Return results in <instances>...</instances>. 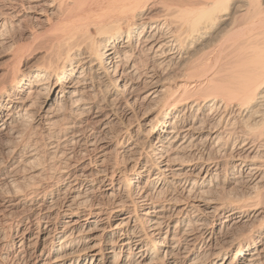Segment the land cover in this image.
<instances>
[{
	"label": "bare ground",
	"instance_id": "obj_1",
	"mask_svg": "<svg viewBox=\"0 0 264 264\" xmlns=\"http://www.w3.org/2000/svg\"><path fill=\"white\" fill-rule=\"evenodd\" d=\"M27 19L0 264H264V0H0V42Z\"/></svg>",
	"mask_w": 264,
	"mask_h": 264
},
{
	"label": "rangeland",
	"instance_id": "obj_2",
	"mask_svg": "<svg viewBox=\"0 0 264 264\" xmlns=\"http://www.w3.org/2000/svg\"><path fill=\"white\" fill-rule=\"evenodd\" d=\"M242 21H243V19L242 20L240 19L239 20V23H241ZM31 29H33L32 23L28 19H27V21L25 20L24 22H22L19 25V27L18 26H15L13 28L7 29V32L4 35V37H5L4 42L3 41H2L3 43L0 42V81L3 78V75L2 74H4L5 69L8 67L7 65H9L10 59L8 57L10 56V53H12L13 49L15 48V46H18L19 44L21 46V44L23 43L22 44V47L24 48V47H27V45L32 44V40H31L32 39V36L30 34V31H32ZM10 48H12V49H10ZM40 54H41V51L40 50H37V51L35 50V52L33 51L30 54H27L26 56L29 57L28 60L30 62H33V61H36L37 60V58H38V56H40ZM135 111H136V117L135 118L132 117L130 121H125V119H122V115L118 114V117L116 119V122L111 125V130L112 131H113V129L114 130H118V128L120 129L121 126H126V125H128V126L130 125V127L131 126H134V125L137 126L136 124H140L141 123V130L144 131L145 128H146V124L145 123H146V121H148V119H146L144 121H142V119H141V115H142V113H143L144 110H143L142 107H137V108H135ZM129 122H131V123H129ZM115 127H116V129H115ZM38 132L39 131H36V133H38ZM38 141H40V140H38ZM2 146L3 145L0 144V150L2 151V152L0 151V155L4 153V150H3V147ZM40 149L43 152L42 147ZM154 150H155V147L152 148V152ZM42 152H41V154H42ZM234 194L237 195V196H235ZM243 194L244 193H242V195H241L240 192L232 193V197L234 195L235 197L242 198ZM246 197H247V195H245L243 198H246ZM262 203L264 204V200L262 201ZM42 246H43V244L41 243L39 245V248L41 249ZM234 249H235V247H232L227 252L226 257H228L229 260L231 259L232 255H233Z\"/></svg>",
	"mask_w": 264,
	"mask_h": 264
}]
</instances>
